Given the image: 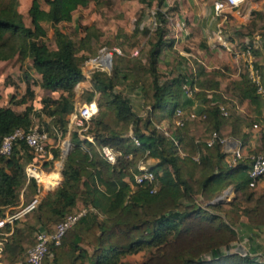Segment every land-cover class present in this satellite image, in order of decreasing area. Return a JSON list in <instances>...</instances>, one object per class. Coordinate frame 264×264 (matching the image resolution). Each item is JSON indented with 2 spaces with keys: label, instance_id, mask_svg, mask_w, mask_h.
<instances>
[{
  "label": "trees",
  "instance_id": "obj_1",
  "mask_svg": "<svg viewBox=\"0 0 264 264\" xmlns=\"http://www.w3.org/2000/svg\"><path fill=\"white\" fill-rule=\"evenodd\" d=\"M89 1L30 0L27 8L29 27L13 4L0 9V49L7 50L0 54V60L13 56L29 59L30 68L39 77L36 84L40 90L57 93L55 98L44 94L35 101L34 91L25 76L23 94L18 98L11 95L9 106L0 107V142L15 129L31 128L33 118L39 122L36 128L39 133L66 132L67 116L77 102L74 87L83 79L84 57L77 56V51L88 46L91 36L86 27H82L84 34L76 48L73 40L56 25L70 22L72 13L79 7H86ZM138 1L146 7L151 6L150 0ZM154 1L153 31L144 30L145 34L151 33L152 38L145 66L122 68L121 59L113 54L108 72L92 74L91 90H83L78 98L83 103L94 100L97 106L89 122L95 129L91 134L93 142L81 139L76 131L70 133V149L60 170L61 181L23 215L22 226L14 227L7 237L2 255L5 263L15 262L24 252L22 263L27 264L25 252L34 244L38 228L52 231L66 215L86 209L63 234L58 245L48 246L42 264L49 254L54 264H73L76 257H84L85 252L79 245L90 233L92 264H120L122 257L140 251L147 253L143 264H264L248 254L220 251L236 240L234 227L241 221L240 217L249 225L264 227V193L254 199L252 206L241 209L234 201L207 204V208L221 211L223 216L193 205L197 194L209 200L227 186L234 191L248 187L246 160L227 168L223 163L222 145L214 142L207 147L205 142L212 132H216L221 138L227 135L245 144L249 136L243 129L257 120L262 106L260 98L247 77L246 83L232 84L233 100L230 101L229 117L224 118L218 109L224 101L218 95L208 97L214 86L200 64L195 65L190 75L178 73L160 82L159 55L162 49L171 46L166 40L169 31L167 14L173 8L163 10L164 0ZM44 24L53 27V49L45 42ZM119 84L138 89L143 117L132 110L126 94L116 89ZM183 86L192 91L193 99L201 100L204 118L199 121L185 115L182 124L177 126L172 123L174 111L188 102L183 99ZM246 98L254 105L252 116L235 108ZM21 105L22 110L10 107ZM160 121H165L171 128L168 136L155 128ZM205 127L208 134L203 132ZM129 128L139 146L126 135ZM259 141L260 153L264 154V136ZM101 145H109L120 153L113 165L100 157L98 148ZM201 150L204 153L194 162L192 157ZM57 156L58 152L53 151L52 159ZM36 157L22 141L12 146L8 156L0 155V218L7 209L12 210L18 204L20 196L25 205L38 194L35 181L25 175V167L34 163ZM138 159L155 161L148 167L157 180L154 192L146 185L132 190L125 180L136 172ZM97 212L102 219H98ZM77 250L79 254L75 256Z\"/></svg>",
  "mask_w": 264,
  "mask_h": 264
},
{
  "label": "rangeland",
  "instance_id": "obj_2",
  "mask_svg": "<svg viewBox=\"0 0 264 264\" xmlns=\"http://www.w3.org/2000/svg\"><path fill=\"white\" fill-rule=\"evenodd\" d=\"M10 1L11 0H0V9L13 4V8L19 14H21L23 23L29 27L30 21L27 16V8L30 4V0H14V2ZM150 1L151 6L146 7L145 4L140 3L138 0H90L86 7H79L72 13V19L70 22L59 23L56 25V28L65 33L71 40H73L76 48H78V41L84 34V32L82 31V27H86V32H88L89 37L91 36L88 41V46L84 50L77 51V56L84 57L82 68H84V62L88 58L94 56L100 48L105 47L108 50H111L112 48H119L121 53L116 55L121 59L119 64L122 68L141 69L147 62L146 52L149 49V43L152 39L151 33L154 28L153 11L155 1ZM41 6L44 8L46 7L43 1H41ZM177 23L178 25L173 21L168 22L169 33L166 35V40L171 43V46H166L161 50V53L159 55L157 70L159 81L162 82L178 73L190 75L191 72H194L195 65L200 64L204 71L207 72V74L212 78V84L214 86L213 89L215 90V92L212 91L210 94L218 95L222 98V100L224 101L222 102V105L224 106L228 114L226 118H228L229 109L231 107L230 101L233 100V92L231 90L232 84L237 82L239 76H241V81L243 83H246V80L244 79L246 78V72L244 70L242 61H234L230 52L224 48H221V51L225 53V56L220 57L218 55L219 45L216 43V41H212V38L210 37L208 38L206 36H201L197 33V30H187V35L180 36L179 29L183 28V26L180 24V22ZM43 26L46 30L45 42L49 48L53 49V27H51L49 24H44ZM145 29L150 30L151 33L145 34ZM241 44V42L237 43V48H242ZM6 51V49H0V54H4ZM113 57L115 58V56ZM227 59H229V62L230 60H232V62L235 63L234 65H232L233 67L228 64V62L226 61ZM218 63H222L221 66L224 72L229 69V74H226L224 72H212L215 71V69L212 67L213 64ZM203 64H208L207 66H209L210 69H205ZM92 74L93 73L89 74L88 80L91 79ZM242 75H244V78L242 77ZM25 76L28 77L31 88L34 91V100L37 101L39 96H42V91L36 84L39 80V77L30 68V60L27 58L19 59L16 56H13L7 60H0V106L5 105L9 96L12 95L18 98L23 94L25 87ZM116 89L121 90L124 94H126V97L130 100V104H133L134 107L137 106V108H135V112L140 117H143L144 110L143 106L141 105L142 97L138 89L125 86L123 87L122 84H119ZM76 90H78V87L76 88ZM51 96H57V93ZM137 97L139 98V101L137 100ZM76 100L78 104L83 103L79 100L78 97L76 98ZM192 101L195 102L198 100L192 98ZM138 104L140 105V107H138ZM22 106L23 105L14 106V108L16 110H19V108H22ZM32 120V127L38 128L39 122L37 121V119L33 118ZM94 130L95 129L91 128L89 125L84 134L91 136V134L95 132ZM73 131L74 130L68 128L67 123V130L64 134H61L59 131L55 130L51 133H47V138L45 141V153L41 156L36 157L35 161V163L38 165V168L42 170L43 173H58V171L60 173L65 157L63 156L65 142H69L70 149V133ZM168 131L171 132V128L169 126ZM203 132L205 134H208V128L205 127L203 129ZM129 133H132V130L130 128L126 132V135L128 137ZM224 138L231 137L225 135ZM55 150L58 152V156L52 160L49 159L48 161H46L47 154L49 153L52 157L53 151ZM241 152L242 157L239 161L246 160V162H248L249 155L260 153V151L245 152L244 150H242V148ZM203 153V150L199 151L198 154L192 157V160L197 156L199 157V155ZM140 161L143 162L146 167H149L153 164L151 159H138L135 168H137V165ZM126 180L129 183L130 188L133 190L134 185L132 178L127 176ZM44 181L45 183L41 182L40 177L38 183L39 188L43 191V195H45L47 192L53 191L58 185V183L53 182V178L50 179L44 177ZM40 184H42L46 190L50 191L43 190ZM262 193H264V177H262L254 187H247L240 191H234L232 190L231 186H227L217 196L223 195L220 202L234 201L237 207L241 209L252 206L254 199H256ZM215 197L207 200L197 194L194 196L193 205L206 208L212 212H217L216 209H213L211 207L207 208V204L214 200ZM215 204L216 203L209 205ZM22 206L23 204L20 196L18 204L14 208H11L12 210L10 211H16ZM90 209L93 210L92 208ZM80 211L86 212V209H82ZM217 213L223 216V213L221 211H218ZM97 217L98 219L103 218V216L99 212H97ZM240 218L239 220L243 219ZM24 220L25 218L24 216H22L19 220L15 221L13 223L12 230L14 229V227H21L24 223ZM234 228L236 231V240L232 242L228 248L222 247L220 251L225 254H248L251 257H257L260 261H264V227L260 229L250 226L246 227L243 226L242 221H239V223ZM91 240L92 234L90 233L86 235L83 242L79 245V247L85 252V256L76 257L73 260V264H92L91 255L93 253V247L90 243ZM77 254H79V250L74 252L75 256ZM23 257L24 252L19 255L18 259L15 260V262L8 264L22 262ZM146 258L147 253L140 251L136 254L126 255L122 257L120 260V264H143ZM44 264H54L51 254H49L45 259Z\"/></svg>",
  "mask_w": 264,
  "mask_h": 264
},
{
  "label": "built area",
  "instance_id": "obj_3",
  "mask_svg": "<svg viewBox=\"0 0 264 264\" xmlns=\"http://www.w3.org/2000/svg\"><path fill=\"white\" fill-rule=\"evenodd\" d=\"M240 0H215L213 2V11L215 16L221 17L222 12L225 9H233L239 6ZM215 41L217 44L223 46L230 52L232 58L235 61L241 60L246 77L250 84L254 87L255 94L259 96L261 101L260 113L256 121L252 122L250 131L260 139L264 136V86L261 82L260 71L256 67L252 60L253 43L251 41H245L242 48H237L236 44L232 46L228 42L226 34L222 27L219 25L215 31ZM119 48H112L111 50L105 47L100 48L97 53L88 58L84 62V68H82L83 78H89V74L94 72L109 71L111 66V58L113 54H120ZM136 53V52H135ZM183 97L187 100V104L178 107L174 111L172 123L174 125H181L183 117L185 115L190 118L203 119V105L193 104L192 91L186 86H183ZM142 105V101H141ZM132 110L135 112V108L131 105ZM220 115L224 118L227 117V112L222 104L218 105ZM97 106L94 100L87 103L77 104L73 111L68 116V128L76 131L79 137L93 142L92 135L84 134L89 127V122L92 116L96 113ZM136 113V112H135ZM136 115H138L136 113ZM139 116V115H138ZM155 128L161 130L164 135L168 136V124L165 121H160L155 124ZM46 133H39L35 127H31L27 130L15 129L10 134L4 136L0 142V155L8 156L11 152L12 146L22 141L35 156H41L45 153L44 144L46 141ZM129 138L135 146H139L137 138L129 133ZM214 142H218L222 145L224 156V166L227 168L234 167L242 157L241 145L235 143L232 138H221L216 132H212L209 138L206 140L205 145L211 147ZM100 157L108 164L113 165L116 162L117 157L120 155L118 151L113 149L109 145H101L98 148ZM196 162L198 156L193 158ZM33 170H40L35 163H29L25 167V175L27 178H32L35 183H39L38 179L32 174ZM41 171V170H40ZM246 174L248 177V187H254L257 182L264 177V154L256 153L248 156ZM133 185L135 187L149 186V191L154 192L157 187V180L154 174L145 166L143 162H139L136 168V172L132 174ZM133 187V186H132ZM39 195H34L31 200L20 207L16 211L6 210L4 216L0 218V264H6L2 260L4 245L7 241V237L12 232L13 223L19 220L25 213L35 207L40 200ZM84 211H79L73 214L66 215L60 222H58L52 231H47L43 228H38L34 234L35 242L25 252V261L27 264H42L44 256L48 252L49 245H58L61 241L63 234L70 229L76 220L83 215ZM8 227V230H4ZM14 264H22V262H16Z\"/></svg>",
  "mask_w": 264,
  "mask_h": 264
},
{
  "label": "crops",
  "instance_id": "obj_4",
  "mask_svg": "<svg viewBox=\"0 0 264 264\" xmlns=\"http://www.w3.org/2000/svg\"><path fill=\"white\" fill-rule=\"evenodd\" d=\"M215 0H164L162 2V9L166 10L168 8H173L172 11L168 12L167 19L169 21L175 22L177 25V22H180V24L183 26V28L179 29V35L184 36L187 35V30L190 31L191 29L197 30V33L201 36H206L212 38V41H215V31L216 28L220 25L224 31L228 39V42L232 46L233 44L237 43H243L245 41H251L253 43V49H252V60L256 67H258L260 71V77L261 82L264 86V0H240L239 6L237 8L233 9H225L222 12L221 17H217L214 14L213 11V2ZM227 32V33H226ZM169 33V31H168ZM219 45V44H218ZM219 53L218 55L220 57L225 56L224 52L221 51V48H224L223 46L219 45ZM225 49V48H224ZM215 51V50H214ZM216 53V52H215ZM217 54V53H216ZM234 60V59H233ZM231 67L235 63L232 62V60L229 59L226 60ZM235 61V60H234ZM208 64H203L205 69H210ZM222 63L213 64V68L215 69V73L224 72L222 68ZM229 69H227L224 73L229 74ZM231 71V70H230ZM244 78V75H242ZM236 83H241V76L238 77ZM89 78H83L81 81H79L75 87H74V93H75V99L79 97L80 93L83 90H91V79ZM246 80V78H244ZM215 83V82H213ZM78 87V90L76 88ZM42 91V95H54L55 93H49L44 90ZM215 92L214 89L210 90ZM210 93L208 97H210ZM10 97V96H9ZM9 97L7 102L4 106L0 107H7L9 106ZM41 96H39L40 98ZM53 98L57 96H51ZM184 99V97H183ZM137 100L139 101V98L137 97ZM136 101V102H138ZM78 103L76 102V105ZM193 104H202L201 100L193 101ZM133 106V104H132ZM13 110L14 107L10 106ZM76 107V106H75ZM134 107V106H133ZM138 107L140 105L138 104ZM134 108H137L134 107ZM235 108H237L239 111L244 113L247 116H252L255 114V108L252 103L248 101V99H244L241 101L239 105H236ZM22 108H19V110H22ZM16 110V109H15ZM260 113V109L258 111ZM45 121L48 119L46 117L43 118ZM245 133L248 134V140L245 144H241V142L237 139H233V141L237 144L239 143L241 145L242 150L246 151H260L261 145L256 138V136L250 131V127H246L243 129ZM49 159L52 160L51 155L48 153L46 161ZM152 163H155L154 160H152ZM35 163V162H34ZM36 164V163H35ZM38 166V165H37ZM58 171V170H57ZM33 173V172H32ZM59 174V175H58ZM58 174L55 172H51L49 174L43 173V171H39L38 176L36 177L39 181V178L41 177V182H44V177L47 178H53V176L56 177V179L53 182H56L59 184L60 181V173L58 171ZM39 177V178H38ZM126 180V179H125ZM39 187V184L36 183ZM43 190H46L42 184H40ZM50 191V190H46ZM40 197L43 196V191L39 188L38 194ZM7 210H10L7 209ZM243 226L246 227H254L257 229L263 228V227H257L254 225H249L244 219L241 220Z\"/></svg>",
  "mask_w": 264,
  "mask_h": 264
},
{
  "label": "water",
  "instance_id": "obj_5",
  "mask_svg": "<svg viewBox=\"0 0 264 264\" xmlns=\"http://www.w3.org/2000/svg\"><path fill=\"white\" fill-rule=\"evenodd\" d=\"M69 151V142H65V149L63 150V156H65ZM223 195H219L214 198L209 204L218 203L222 200Z\"/></svg>",
  "mask_w": 264,
  "mask_h": 264
},
{
  "label": "bare ground",
  "instance_id": "obj_6",
  "mask_svg": "<svg viewBox=\"0 0 264 264\" xmlns=\"http://www.w3.org/2000/svg\"><path fill=\"white\" fill-rule=\"evenodd\" d=\"M32 172H33L32 174H33L35 177H37L38 174H39V170H33Z\"/></svg>",
  "mask_w": 264,
  "mask_h": 264
}]
</instances>
